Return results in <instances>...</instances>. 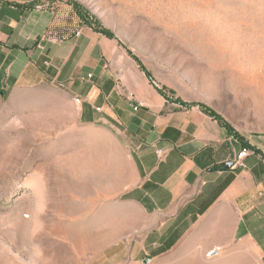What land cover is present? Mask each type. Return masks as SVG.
Listing matches in <instances>:
<instances>
[{
    "label": "rangeland",
    "instance_id": "rangeland-1",
    "mask_svg": "<svg viewBox=\"0 0 264 264\" xmlns=\"http://www.w3.org/2000/svg\"><path fill=\"white\" fill-rule=\"evenodd\" d=\"M6 1H34L46 30L54 12L61 27L110 34L95 36L114 59L104 64L137 61L170 98L219 117L236 138L264 139V0ZM56 89H0V264H144L125 207L89 197L85 169L71 174L86 132L65 125L79 113Z\"/></svg>",
    "mask_w": 264,
    "mask_h": 264
},
{
    "label": "crops",
    "instance_id": "crops-1",
    "mask_svg": "<svg viewBox=\"0 0 264 264\" xmlns=\"http://www.w3.org/2000/svg\"><path fill=\"white\" fill-rule=\"evenodd\" d=\"M32 2L0 0V89L53 86L70 113L75 102L65 125L86 133L71 174L85 169L89 197L125 207L142 263L264 264V139L236 138L139 69L104 64L114 59L90 27H61L52 12L46 30ZM242 149L251 154L236 168Z\"/></svg>",
    "mask_w": 264,
    "mask_h": 264
},
{
    "label": "trees",
    "instance_id": "trees-1",
    "mask_svg": "<svg viewBox=\"0 0 264 264\" xmlns=\"http://www.w3.org/2000/svg\"><path fill=\"white\" fill-rule=\"evenodd\" d=\"M7 4H10V5H12L11 3H7ZM34 5H35V2H32L28 7L29 8H32V7H34ZM77 15V14H76ZM86 26H88V27H90L95 33H97V34H99L100 36H102V37H106V38H108V39H110V40H114V38L110 35V34H108V33H106V32H102L101 30H99V29H97V28H95L94 26H92V25H86ZM134 61H135V59H133ZM136 63H137V65H138V67H139V70L140 71H142L146 76H147V78L150 80V81H152V77L144 70V68L137 62V61H135ZM159 92L162 94V96H164V98H166V99H168L169 98V96L166 94V92H164V89L162 88L161 90H159ZM172 93V92H171ZM170 93V94H171ZM178 103H181V100H179V99H177L176 100ZM184 105H186V104H184ZM198 108H200L201 110H203L201 107H198ZM205 113H207L209 116H211L212 118H214L215 120H217V121H219L225 128H228V129H230L224 122H223V120H221L219 117H216L215 115H213V114H211L210 112H208V111H206V110H203ZM231 130V129H230ZM232 131V130H231Z\"/></svg>",
    "mask_w": 264,
    "mask_h": 264
},
{
    "label": "built area",
    "instance_id": "built-area-1",
    "mask_svg": "<svg viewBox=\"0 0 264 264\" xmlns=\"http://www.w3.org/2000/svg\"><path fill=\"white\" fill-rule=\"evenodd\" d=\"M137 108L136 107H133V111H136ZM251 154V151L247 150V149H242L240 151V153H238L234 163H233V166H235L236 168L238 167H244L243 166V163H242V159L247 157L248 155Z\"/></svg>",
    "mask_w": 264,
    "mask_h": 264
},
{
    "label": "water",
    "instance_id": "water-1",
    "mask_svg": "<svg viewBox=\"0 0 264 264\" xmlns=\"http://www.w3.org/2000/svg\"><path fill=\"white\" fill-rule=\"evenodd\" d=\"M229 165H230V164H228V166H229ZM146 262H148V260H146L145 263H146Z\"/></svg>",
    "mask_w": 264,
    "mask_h": 264
}]
</instances>
